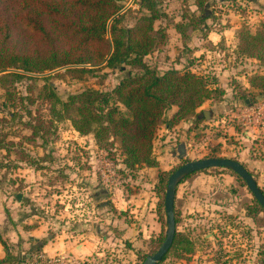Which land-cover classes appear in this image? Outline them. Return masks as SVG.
Instances as JSON below:
<instances>
[{"label":"rangeland","instance_id":"rangeland-1","mask_svg":"<svg viewBox=\"0 0 264 264\" xmlns=\"http://www.w3.org/2000/svg\"><path fill=\"white\" fill-rule=\"evenodd\" d=\"M148 3L160 18L151 33L154 49L143 61L158 74L192 72L217 91L194 116L171 127L158 124L152 142L157 167L130 169L116 140L98 144L93 134L77 133L60 104L52 106L50 93L65 102L88 89L109 91L129 73H139L138 68L103 63L75 67L86 72L66 71L74 67L42 74L6 71L22 77L5 78L0 86V240L5 244L9 227L20 225L88 246V253L71 261L58 257L56 264H142L164 239L167 179L184 163L231 158L249 168L263 189L258 162L264 161V92L249 84L264 75V64L236 50L239 31L264 29V0H126L119 4L124 12L118 26L134 27L148 14ZM19 10L20 0L0 5V37L7 34L11 52L44 55L69 41V32L62 34L57 23H47L46 32L34 31ZM199 19L201 25L192 27ZM210 31L223 32L222 40L215 34L207 38ZM175 33L184 36L169 40ZM191 47L198 50L193 53ZM176 111L171 106L163 119L169 121ZM159 172L166 173L160 184ZM235 175L210 168L180 180L174 199L178 243L158 264H264V214L247 216L254 199ZM158 203L163 221L156 234L151 223L158 217ZM11 205L18 211L15 224ZM33 252L30 248L25 254Z\"/></svg>","mask_w":264,"mask_h":264},{"label":"trees","instance_id":"trees-1","mask_svg":"<svg viewBox=\"0 0 264 264\" xmlns=\"http://www.w3.org/2000/svg\"><path fill=\"white\" fill-rule=\"evenodd\" d=\"M12 1L17 0H0V5ZM125 1L20 0V10L23 13L21 19L25 25L43 33L46 32L47 23L52 27L53 23H57L63 31L62 34L66 36L69 32V41L62 47H51L44 55H28L26 52H11L5 45L7 34L3 38L0 37V86L5 84L1 82L5 78L12 82L22 77L15 72L6 73L13 70L42 74L55 69L74 67L66 71L86 72L89 69L75 67L103 63L105 67L110 68L121 64L138 68L139 73H129L109 91L88 89L69 95L65 102H60L50 93L54 99L51 104H60L61 113L80 135L93 134L98 144L109 138L116 140L120 144L126 168H154L158 163L152 155V142L158 124L164 123L166 127H171L194 116L195 111L209 100L217 89H210L204 77L189 71L180 73L176 69H169L158 74L149 67L143 58L150 55L154 49L155 42L151 33L160 14L153 3H148V14L141 15L134 27L120 28L118 25L124 10L122 11L119 4ZM201 23L202 21L192 27H199ZM46 34L49 35L48 32ZM106 35H109V40H106ZM237 39L238 55L264 64V29L254 33L241 30L237 33ZM104 43L107 45L105 49ZM100 44L101 50L96 49ZM249 85L264 92V75L252 77ZM48 89L52 90L51 87ZM171 106H176L177 111L168 121L163 119V115ZM165 174L159 172L158 184L166 181ZM159 190L160 185L157 187L158 197ZM260 190L264 195V191ZM160 209L162 205L158 203L156 213L158 220L162 222L163 213L161 214ZM247 210V216L252 219L260 213L264 214V210L255 200L253 206ZM174 218L176 225L175 210ZM177 236L175 231L169 251L178 243ZM1 245L5 257L0 259V264H10L14 258L3 241Z\"/></svg>","mask_w":264,"mask_h":264},{"label":"crops","instance_id":"crops-1","mask_svg":"<svg viewBox=\"0 0 264 264\" xmlns=\"http://www.w3.org/2000/svg\"><path fill=\"white\" fill-rule=\"evenodd\" d=\"M223 32H220L218 35L217 33H213V31L208 32L207 38H211L212 34H215L219 40H222L223 38ZM180 34L175 33L169 34V40H171V37H175V40H177V37H179ZM180 38L181 35H180ZM192 52L195 53L198 49H195L194 47H191ZM243 156V155H242ZM253 164H255L256 160H250ZM258 166L260 170L262 171V177H263V191H264V161L258 162ZM249 169V168H246ZM249 171V170H248ZM259 187V183H256ZM260 189V188H259ZM177 190L175 191V197H176ZM174 197V199H175ZM175 202V200H174ZM17 209L16 206L11 205L10 206V219L13 224L16 223V216H18V211L15 212ZM22 223L27 226V219H23ZM27 224V225H26ZM151 227L155 230L156 234H159L161 231V222L158 220V217L155 214V219L152 218ZM6 235L8 238V243H10L11 247L8 248L11 256L14 258L10 264H21L22 263V254H25L30 248H34L35 252L31 253H39L43 255L46 258H54V257H61L65 260H73L74 258L79 257V254H86L88 253V246L84 247L82 243L80 245H70L71 242L65 241L63 239H60L59 237H50L49 235H46L45 232H43L40 228H34L30 230H25L23 226L15 225L9 227V232ZM153 234V235H156ZM155 237V236H154ZM104 238V237H103ZM5 239L3 238V241ZM6 242V245L8 247V243ZM5 243V242H4ZM91 244V243H89ZM92 245V244H91ZM20 249V250H19ZM27 249V250H26ZM25 250V252H23ZM31 251V250H30ZM98 255L100 253H97ZM30 255V254H29ZM5 257V252L3 250V247L1 245L0 240V259H3ZM20 261V262H19Z\"/></svg>","mask_w":264,"mask_h":264},{"label":"water","instance_id":"water-1","mask_svg":"<svg viewBox=\"0 0 264 264\" xmlns=\"http://www.w3.org/2000/svg\"><path fill=\"white\" fill-rule=\"evenodd\" d=\"M210 168H223L236 174L244 182L253 199L264 210V195L257 186L252 175L238 161L231 158L210 157L186 162L175 169L167 179L163 200L166 224L164 239L156 252L147 256L142 264H158L161 262L173 243L176 231L174 218V197L176 187L180 180L196 172L208 170ZM17 199H19V196H17Z\"/></svg>","mask_w":264,"mask_h":264},{"label":"built area","instance_id":"built-area-1","mask_svg":"<svg viewBox=\"0 0 264 264\" xmlns=\"http://www.w3.org/2000/svg\"><path fill=\"white\" fill-rule=\"evenodd\" d=\"M22 258L21 264H56L59 262V258H46L39 253H34L30 255H24Z\"/></svg>","mask_w":264,"mask_h":264}]
</instances>
